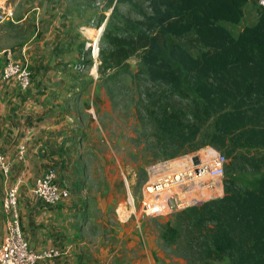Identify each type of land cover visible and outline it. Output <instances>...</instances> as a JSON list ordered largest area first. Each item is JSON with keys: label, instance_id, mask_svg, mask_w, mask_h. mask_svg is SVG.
<instances>
[{"label": "rangeland", "instance_id": "374dc122", "mask_svg": "<svg viewBox=\"0 0 264 264\" xmlns=\"http://www.w3.org/2000/svg\"><path fill=\"white\" fill-rule=\"evenodd\" d=\"M261 1L247 3L238 24H220L236 37L245 27L256 23V7L264 8ZM91 2L95 6L92 8H97L96 31L102 29L93 63L98 69L99 79L112 75L114 82L111 87L99 89V92H107L103 96L94 94L93 100L88 96L87 111L83 113L82 108L78 109L82 122L96 121L79 127L75 149L79 155L80 176L73 180V189L68 190L70 196L73 193L76 199L79 197L78 204L70 210L71 217L80 218L81 232L84 231L81 236H84L86 245L80 255L81 261L84 260L85 264H204L197 256V232L184 224L186 211L222 197L223 182L230 176L244 186L253 184L264 174V148L242 149L234 154L237 157L233 159L226 155L225 150L209 145L205 134L185 145L180 139L164 137L158 128L161 110L169 108L176 127L180 128L181 125H190L185 106L179 100L169 98L163 86L148 81L141 50L127 57L115 55L116 48L109 41L121 37L124 28L117 21V16H111V8L106 7L105 0ZM117 15L138 19L128 4L118 5ZM171 39L196 54L197 46L192 37ZM83 103H80L81 107ZM210 127L211 123L206 124L205 130ZM194 146L200 148L186 151ZM208 149L226 158L220 186L207 176L194 180L185 176L158 193L171 195L172 209L168 213L148 217L140 214L143 197L154 196L147 192L146 187L157 178H173L177 173L188 172L189 167L194 169V159L201 158ZM243 157L249 160V164ZM232 163L234 166L230 171ZM154 167H159L155 175L152 172ZM5 191L2 186L1 220L5 215L2 207ZM193 199L197 201L192 202ZM180 200L187 202L184 209L176 206Z\"/></svg>", "mask_w": 264, "mask_h": 264}, {"label": "trees", "instance_id": "16d2710c", "mask_svg": "<svg viewBox=\"0 0 264 264\" xmlns=\"http://www.w3.org/2000/svg\"><path fill=\"white\" fill-rule=\"evenodd\" d=\"M141 1L105 0L124 28L109 44L120 57L141 50L148 81L185 106L190 125L180 128L169 108L161 110L163 136L185 145L205 134L209 145L233 159L242 149L264 148V8L256 7V23L236 37L220 24H238L245 5L260 0ZM123 4L138 19L117 15ZM188 36L197 46L195 55L171 39ZM185 214L184 224L197 232V256L204 264H264V174L249 186L228 177L222 197Z\"/></svg>", "mask_w": 264, "mask_h": 264}, {"label": "crops", "instance_id": "0c3cea01", "mask_svg": "<svg viewBox=\"0 0 264 264\" xmlns=\"http://www.w3.org/2000/svg\"><path fill=\"white\" fill-rule=\"evenodd\" d=\"M92 4L91 0H0V51L11 50L32 73L27 90L14 79L2 81L0 53V149L11 167L8 177L0 171V189L18 186L21 228L33 253L65 251L61 258L37 264H85L80 256L86 245L84 231L70 210L79 197L71 193L64 204L47 207L32 190L49 169L57 171L62 188L73 189V180L80 176L75 149L79 127L96 122H82L78 109L87 111L88 96L91 100L94 94L103 96L107 92L99 89L114 82L112 75L99 79L88 47L98 25ZM5 221L3 215L0 237Z\"/></svg>", "mask_w": 264, "mask_h": 264}, {"label": "built area", "instance_id": "2783aa9c", "mask_svg": "<svg viewBox=\"0 0 264 264\" xmlns=\"http://www.w3.org/2000/svg\"><path fill=\"white\" fill-rule=\"evenodd\" d=\"M261 3L264 5L263 1ZM1 22L2 19H0ZM88 47L91 55L98 51L94 40L89 43ZM0 53L4 55V65L1 70L2 81L14 79L21 90L29 89L32 84V73L29 67L17 60L14 53L9 49L0 51ZM23 152L24 148L22 147L19 151L20 157ZM225 164L226 158L224 155L208 149L201 158L197 159V163L194 161V169L188 168V172L192 173L191 175L187 174L186 170L182 177H180L182 173H177L173 175V178H170V176L157 178L146 187L147 192L154 194V196L143 197L140 214L148 217L168 213L172 209L171 195H160L158 193L163 191L165 187L174 185L175 180L183 179L185 176L189 177L190 180L207 176L213 183H217L220 186V179L224 174ZM158 170L159 167L153 168L152 172L154 175L159 172ZM0 171L4 177H8L11 172L10 164L1 149ZM32 193L47 207H57L70 198V192L58 184V175L55 169H49L36 180ZM176 206L178 209H184L187 206V202L180 200ZM2 207L6 221L3 235L0 237V264H37L45 260L58 259L65 255V251L60 248H50L40 253H33L30 250L21 228L17 185L7 187Z\"/></svg>", "mask_w": 264, "mask_h": 264}, {"label": "bare ground", "instance_id": "6f19581e", "mask_svg": "<svg viewBox=\"0 0 264 264\" xmlns=\"http://www.w3.org/2000/svg\"><path fill=\"white\" fill-rule=\"evenodd\" d=\"M263 2H264V0H263ZM101 30L102 29H99V30H97V32H96V37H95V43H97L98 42V35H100V32H101ZM185 165H183V167H184ZM167 170V169H166ZM183 170V169H182ZM180 173H182L181 175H180V177H182L183 175H184V171L183 172H180ZM187 174H189V175H191L192 173H187ZM193 186H191V188H192ZM174 193V192H173ZM203 197V196H202ZM197 200L195 199H193V201L192 202H196Z\"/></svg>", "mask_w": 264, "mask_h": 264}, {"label": "water", "instance_id": "95a60500", "mask_svg": "<svg viewBox=\"0 0 264 264\" xmlns=\"http://www.w3.org/2000/svg\"><path fill=\"white\" fill-rule=\"evenodd\" d=\"M195 163H197V159H194Z\"/></svg>", "mask_w": 264, "mask_h": 264}]
</instances>
